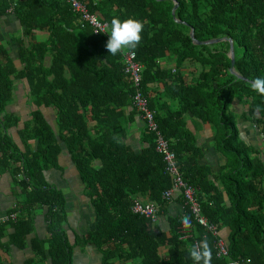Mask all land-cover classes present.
<instances>
[{
  "label": "trees",
  "instance_id": "16d2710c",
  "mask_svg": "<svg viewBox=\"0 0 264 264\" xmlns=\"http://www.w3.org/2000/svg\"><path fill=\"white\" fill-rule=\"evenodd\" d=\"M176 1L174 15L181 22L171 13L172 0H83L89 12L107 23L108 33L114 17L143 22L142 39L133 49L143 65L142 92L158 130L175 152L183 179L194 187L201 214L218 230L228 229L227 255L219 256L215 237L194 221L181 194V211L167 215L168 233L131 211L132 200L146 196L157 203L159 217L167 204L162 192L171 179L146 126L140 151L126 143L129 125L140 116L131 105L133 88L121 54L108 52L107 36L94 34L88 24L80 26L64 0H0L2 11L15 2L14 13L27 34L36 28L48 32L44 41L21 48V70L10 59L0 65V168L12 169L25 196L12 209L17 221L0 224L2 249L24 247L34 209L46 206L50 235L33 242V260L71 264L65 199L43 176L57 164L63 142L95 211L97 229L86 241L102 249L105 264L115 259L126 264H194L189 248L205 239L211 264H264V96L250 86L264 78V0ZM190 29L199 41L230 37L233 68L244 79L229 70L227 41L196 44ZM23 77L37 108L19 131L25 146L21 151L7 132L19 119L5 109L14 80ZM235 98L243 106L239 112L231 110ZM41 106L52 108L57 131ZM189 117L212 132L214 148L224 160L218 171L200 162L204 152L187 128ZM241 122L251 126L254 135L243 137ZM30 140L37 142L34 150ZM184 216L191 220L188 230L181 223ZM9 227L13 231L2 242Z\"/></svg>",
  "mask_w": 264,
  "mask_h": 264
},
{
  "label": "crops",
  "instance_id": "0c3cea01",
  "mask_svg": "<svg viewBox=\"0 0 264 264\" xmlns=\"http://www.w3.org/2000/svg\"><path fill=\"white\" fill-rule=\"evenodd\" d=\"M1 5L0 2V65L4 64L6 59H10L14 67L17 70H21L24 65L19 57L21 48L23 46L27 47L31 42L44 41L47 38L48 32L36 28L27 34L14 11H2ZM29 95L30 89L27 79L23 77L14 80L13 96L5 109L6 113H10L19 119L18 123L10 127L7 132L21 151H24L25 146L22 144L19 131L31 118V111L37 108L31 102ZM40 110L51 127L57 131L52 108L41 106ZM186 122L187 128L196 135L197 146L204 152L200 162L208 164L212 168V171H218L224 160L214 148L212 132L209 128L202 127L200 122L191 117L187 118ZM240 126L243 137H249L254 131L245 122H241ZM144 127V121L138 118V116L129 125L125 140L135 151H140L141 147L145 146L143 142ZM28 142L31 150H34L37 145L36 140ZM59 144L60 152L57 157V164L51 165L48 169L44 170L43 176L49 185L56 187V189L63 193L65 199L66 220L64 228L67 240L72 248L71 264H105L103 262L102 249L94 243L86 241L87 234L97 229L93 204L90 197L85 194L81 178L71 161L65 144L63 142H59ZM24 198L23 190L14 181L12 169L2 166L0 168V217L14 212L12 209L20 205ZM179 198V193L174 192L170 201H167L166 206L159 211L157 225L161 230L166 231V233H168L169 225L167 215H177L182 209ZM134 199H137L140 203L153 201L148 200L146 196ZM46 210V206H37L34 209L32 231L27 234L24 247L10 245L6 250L0 247V264H50L48 259L44 262H40L38 259L37 261L33 260L34 252L31 246L34 241L46 239L50 235L45 219ZM12 231L13 228L9 227L7 234L1 237L2 242L8 240L7 235ZM220 233L223 238H226L228 229L223 228ZM112 264H126V262L121 259H115Z\"/></svg>",
  "mask_w": 264,
  "mask_h": 264
},
{
  "label": "built area",
  "instance_id": "2783aa9c",
  "mask_svg": "<svg viewBox=\"0 0 264 264\" xmlns=\"http://www.w3.org/2000/svg\"><path fill=\"white\" fill-rule=\"evenodd\" d=\"M70 5L73 13L77 16L80 26L84 27L88 24L94 34H103L109 39L108 25L106 22H102L99 18L89 12L83 0H64ZM15 6V2L10 3V7L7 11H12ZM123 61V72L129 76L131 86L133 88L131 94V105L139 114L140 118L144 121V124L148 131L153 133L154 150L159 154L164 163V171L169 175L171 179V186L162 192V199L169 201L172 198L174 192H178L182 195L183 203L190 209L193 214L194 221L203 226L212 236L215 237V247L219 256L227 255V243L225 238L222 237L217 226L201 214L200 203L195 194L194 187L189 185L182 176L176 163L175 152L170 147V142L163 134L158 130L155 122V113L148 106V100L143 94L141 89L142 70L143 65L136 60V54L133 50L126 51L121 55ZM158 206L154 201H148L140 203L137 199L133 200L131 204V211L134 214L143 216L150 219L151 222H157ZM17 219V213L11 212L5 216L0 217V223H6L9 221H15ZM185 229V228H184ZM189 229V228H188ZM187 229V230H188ZM198 242H194V245ZM224 264H247L241 260H230Z\"/></svg>",
  "mask_w": 264,
  "mask_h": 264
},
{
  "label": "clouds",
  "instance_id": "9594fccd",
  "mask_svg": "<svg viewBox=\"0 0 264 264\" xmlns=\"http://www.w3.org/2000/svg\"><path fill=\"white\" fill-rule=\"evenodd\" d=\"M143 29L144 24L140 20L134 18L121 20L119 17H114L111 20L110 31L107 33L109 39L105 45L106 49L113 56L123 55L126 51L135 49L142 39ZM250 86L253 91L264 96V78L254 79L250 82ZM181 223L185 229L192 227L191 220L187 216L181 218ZM189 255L194 264H211L212 251L206 239L192 245L189 248Z\"/></svg>",
  "mask_w": 264,
  "mask_h": 264
},
{
  "label": "water",
  "instance_id": "95a60500",
  "mask_svg": "<svg viewBox=\"0 0 264 264\" xmlns=\"http://www.w3.org/2000/svg\"><path fill=\"white\" fill-rule=\"evenodd\" d=\"M174 2V5L172 7V15L175 19V21L177 22H181L180 20L176 19L175 15H174V12L177 8V1L176 0H172ZM189 35H190V38L192 39V41L196 44H213V43H217V42H220V41H227L228 44H229V49H228V55L230 57V60H231V64H230V72L233 73L234 75H236L238 78L240 79H244L243 76H241L239 73H237L233 66H234V61H235V55H234V45H233V40L230 38V37H227V36H223L221 38H212V39H209V40H205V41H199V40H196L194 38V31L193 29H190V32H189Z\"/></svg>",
  "mask_w": 264,
  "mask_h": 264
},
{
  "label": "rangeland",
  "instance_id": "374dc122",
  "mask_svg": "<svg viewBox=\"0 0 264 264\" xmlns=\"http://www.w3.org/2000/svg\"><path fill=\"white\" fill-rule=\"evenodd\" d=\"M243 108V106L241 105V103L239 102V100L237 98L233 99L231 102V110H235L236 112L241 111Z\"/></svg>",
  "mask_w": 264,
  "mask_h": 264
},
{
  "label": "bare ground",
  "instance_id": "6f19581e",
  "mask_svg": "<svg viewBox=\"0 0 264 264\" xmlns=\"http://www.w3.org/2000/svg\"><path fill=\"white\" fill-rule=\"evenodd\" d=\"M9 7H10V5L5 9V11H7ZM14 8H15V6H14ZM14 8H13V10L10 11V12H13V11H14ZM8 12H9V11H8Z\"/></svg>",
  "mask_w": 264,
  "mask_h": 264
}]
</instances>
